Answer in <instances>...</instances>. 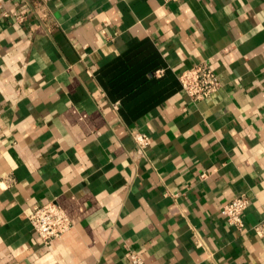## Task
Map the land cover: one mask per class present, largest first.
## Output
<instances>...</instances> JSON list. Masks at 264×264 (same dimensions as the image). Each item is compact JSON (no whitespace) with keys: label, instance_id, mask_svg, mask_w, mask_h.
Returning <instances> with one entry per match:
<instances>
[{"label":"crops","instance_id":"1","mask_svg":"<svg viewBox=\"0 0 264 264\" xmlns=\"http://www.w3.org/2000/svg\"><path fill=\"white\" fill-rule=\"evenodd\" d=\"M0 174V264H264V0H0ZM52 201L74 228L46 246Z\"/></svg>","mask_w":264,"mask_h":264},{"label":"built area","instance_id":"2","mask_svg":"<svg viewBox=\"0 0 264 264\" xmlns=\"http://www.w3.org/2000/svg\"><path fill=\"white\" fill-rule=\"evenodd\" d=\"M178 1L165 0L166 3ZM24 19L22 15H15V20L19 23H22ZM179 81L185 94L195 103L210 99L222 87L216 71L206 61L201 62L195 68L184 70L180 74ZM132 137L138 147V153L143 154L150 146L151 140L149 136L143 133H133ZM206 178L207 174H203L202 179ZM12 182L11 177L0 174L1 189L7 190ZM249 206L250 199L245 195H241L223 207L222 215L230 227L243 232L245 230L244 217ZM29 221L38 238L46 246L63 239L74 228L70 216L56 201L42 206H35ZM254 231L257 236L264 238V221L256 225ZM130 261L131 264H146L142 257L135 252L130 253Z\"/></svg>","mask_w":264,"mask_h":264}]
</instances>
